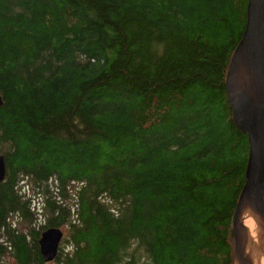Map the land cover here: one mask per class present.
<instances>
[{"label":"trees","instance_id":"obj_1","mask_svg":"<svg viewBox=\"0 0 264 264\" xmlns=\"http://www.w3.org/2000/svg\"><path fill=\"white\" fill-rule=\"evenodd\" d=\"M248 2L0 0V264H234Z\"/></svg>","mask_w":264,"mask_h":264},{"label":"water","instance_id":"obj_2","mask_svg":"<svg viewBox=\"0 0 264 264\" xmlns=\"http://www.w3.org/2000/svg\"><path fill=\"white\" fill-rule=\"evenodd\" d=\"M226 89L234 123L249 142L246 182L233 224L234 264H253L246 254V230L240 220L250 210L264 225V0L248 2L245 31L228 69ZM2 105L0 96V108ZM5 174L4 158L0 157V183ZM63 237L58 228L41 235L40 249L46 263L56 259Z\"/></svg>","mask_w":264,"mask_h":264},{"label":"bare ground","instance_id":"obj_3","mask_svg":"<svg viewBox=\"0 0 264 264\" xmlns=\"http://www.w3.org/2000/svg\"><path fill=\"white\" fill-rule=\"evenodd\" d=\"M256 217L250 210H246L240 221L246 230L247 256L253 264H264V241L262 240V238L264 239V225L257 217L258 229Z\"/></svg>","mask_w":264,"mask_h":264},{"label":"rangeland","instance_id":"obj_4","mask_svg":"<svg viewBox=\"0 0 264 264\" xmlns=\"http://www.w3.org/2000/svg\"><path fill=\"white\" fill-rule=\"evenodd\" d=\"M25 185H26V184H25ZM33 206H34L36 209L41 208V206H40V201L38 200V197H37V199L35 198V200L33 201ZM256 222H257V226H258V229H259V225H258L257 217H256ZM25 226H27V223H23V222H20V224L18 225V227H19L20 229H23ZM62 229H63L64 233L66 234V229H65V228H62ZM259 232H260V230H259ZM261 238H262V237H261ZM262 240L264 241L263 238H262ZM7 264H17V262H16L13 258L9 257L8 260H7Z\"/></svg>","mask_w":264,"mask_h":264}]
</instances>
